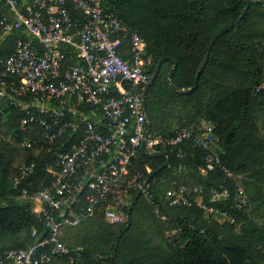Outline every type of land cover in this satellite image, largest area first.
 <instances>
[{"label":"trees","instance_id":"obj_1","mask_svg":"<svg viewBox=\"0 0 264 264\" xmlns=\"http://www.w3.org/2000/svg\"><path fill=\"white\" fill-rule=\"evenodd\" d=\"M247 3V0H115L112 9L145 40V58L150 59L146 70L151 76L164 58L157 78L147 89L150 133L172 134L202 119L210 120L219 137L223 164L236 174L249 196L248 209L239 210L231 199H213V188L231 186V182L225 180V174L218 168L206 174L201 172V168L205 167L203 152L195 150L188 143L186 157L179 159L176 151L168 147L165 150L171 153L172 164L151 178L153 202L150 205L146 201L150 218L141 217L142 227H139L137 212L140 205L142 207L140 199L144 193L133 208L132 223L126 231L127 214L119 224L108 223L102 213H97L77 226H66L61 237L68 244L70 254L58 257L51 263L96 262L98 257L90 246L71 242L69 238L80 233L82 239L90 232V227L101 225L102 234L114 240L109 254L121 235L113 264H264V250L255 236L233 234L227 230L233 228L235 222L227 219L219 224L206 216L205 210L197 204L171 205L166 199L170 183L203 185V201L209 207L227 211L236 221L245 219L252 206L256 215L264 217V171L256 182L244 177L255 160L251 153L264 150V144L257 143L254 128L249 125L256 103L264 111V89L257 90L264 83V0L251 1L245 17L234 25ZM7 12L8 8L0 2V14ZM25 37L21 30L13 31L4 40L1 55L12 53L17 40ZM211 44L208 62L201 71L198 86L186 92L173 89L168 75L175 61L178 66L172 82L178 88L190 89ZM120 53L124 58L129 56L125 49ZM218 75L229 81L230 85L217 79ZM174 96L184 103L176 108L183 109L181 113L173 112L176 110ZM25 114L21 109L7 106L0 113V134L16 137L13 142L0 144V264H5L4 253L7 250L27 247L37 241V237L32 236L34 229L37 236L44 230V224L35 212V202L30 196H24V189L28 187L32 195L40 188L47 174V165H52L53 158L39 126L36 125L33 131L29 127H21ZM172 114L179 126L161 130L159 120L164 121ZM25 135L38 139L43 146H24L20 137ZM163 151L160 147L155 152ZM166 160L165 156H150L140 150L133 161L130 177L140 172L148 177ZM30 162L37 164L36 173L22 178L20 168ZM180 165L185 168L180 170ZM148 167L151 169L148 170ZM18 177H21L20 184H16ZM161 179H165V182L161 183ZM30 182L33 185L29 186ZM138 190H130V202ZM256 200L259 201L258 205ZM153 206L166 218L163 241L171 252L158 258L150 257L148 250L140 248L123 253V247L128 242L138 243V246L150 243L158 247L152 236L155 235L154 231L158 232V219ZM247 226L254 227L250 223ZM138 227L142 228L141 231H137ZM109 261L110 256L106 258V264Z\"/></svg>","mask_w":264,"mask_h":264},{"label":"built area","instance_id":"obj_2","mask_svg":"<svg viewBox=\"0 0 264 264\" xmlns=\"http://www.w3.org/2000/svg\"><path fill=\"white\" fill-rule=\"evenodd\" d=\"M114 1L0 0L8 8L0 14V113L5 106L25 111L21 127L33 131L39 126L53 158L40 188L32 195L24 189V196L35 202L44 230L40 236L33 230V244L7 250L5 264H49L70 254L63 229L97 213L108 223H121L131 203L130 190L140 189L148 178L143 172L130 177L144 140L146 152L172 147L179 159L186 157L190 143L204 154L205 174L218 168L231 182L213 188V199H231L241 211L249 207L243 184L222 162L210 120L172 134L150 133L143 95L152 78L146 70V42L112 9ZM15 30L26 37L17 40L12 53L1 55L4 40ZM122 49L129 52L127 58ZM20 139L28 148L43 146L26 135ZM15 140L0 134V144ZM36 166L23 164L21 177L33 176ZM152 185L150 180L143 190L150 199ZM203 192V185L173 182L166 199L171 205L197 204L206 214L234 219L227 211L209 207Z\"/></svg>","mask_w":264,"mask_h":264},{"label":"rangeland","instance_id":"obj_3","mask_svg":"<svg viewBox=\"0 0 264 264\" xmlns=\"http://www.w3.org/2000/svg\"><path fill=\"white\" fill-rule=\"evenodd\" d=\"M251 1H261V0H251ZM217 79L223 80L228 85H230L229 81L224 80L219 75H218ZM177 91H179V90H177ZM173 99L175 101V105H174L175 109L179 108V106H182L184 104L183 101L180 98H178L177 96H174ZM173 112H176V114L181 113V112H183V109H176ZM3 118L5 119V115ZM249 125H251L254 128L253 132L256 136V139L258 138L257 143L258 144L259 143L264 144V111H263L262 106L259 103H256L253 107ZM175 126H179V125L176 124L175 116L173 114L171 117L165 118L164 121L159 120L158 127L161 130L173 129V128H175ZM217 148L219 150L220 146L219 147L217 146ZM251 155L254 156L255 160H254L252 166L247 171L248 173L244 174V177L247 180H250V181L252 180V181L256 182V178L261 177L260 175L264 171V150L262 152L256 150L255 152L251 153ZM150 169L151 168L148 167V170H150ZM201 172L205 174L204 170H201ZM145 196H146L145 194H142L141 199H140V203H142V207L140 205V207L138 208V212H137L139 227H142L141 223H140L141 217L144 216L145 219L150 218V214H149L150 210H149V205L147 204V202H150V205H151V202H153V200L150 199L149 197L146 198ZM18 199L23 201L22 198L18 197ZM255 203L258 205L259 201L256 200ZM153 207H154L153 208L154 215H156V217L158 219L157 220L158 224L156 225V230L158 232L154 231L153 233L155 235H152V236L154 238V241L157 243L158 247H156L155 245H152L150 243H148V245L142 244L141 246H138V243L128 242L123 247V253H126L127 251H135V250H138V248H140L143 250H148L151 253V255H149L150 257L158 258V257H161L165 253L171 252V249L168 246V244L163 241V228H164V222H165L166 218H165V216H162L159 213L157 207H155V206H153ZM253 210L254 209L252 206L245 219L243 218L239 221H236V218H234L233 220H231L232 222H235V225L233 228H230L227 230L233 234L255 236L256 239L258 240V242L260 243V247L263 248V250H264V240H263V237H264V230H263L264 217L260 216V215H256V213H254ZM206 216H209V217L217 220V222L219 224L224 223L228 219V218H225L224 216H222L218 213L206 214ZM249 223L252 224L254 227L249 228L247 226V224H249ZM126 226H127V223H126ZM139 227L137 228V231H141L142 228H139ZM94 228H96V229H94ZM101 228H103L101 225L94 226L93 228L90 227L88 229V230H90V232L85 237H83L82 239H80V235H79L80 233H77L74 236H70L69 240L71 242L74 241L75 243H77L79 245L90 246L95 251V254L98 257V260L94 263L83 261L80 264H106V258L111 256V253L109 254V251L111 250V244L114 242V240L112 237L102 234L103 229H101ZM158 233H159V235H158ZM141 234H143V233H140V235ZM51 264H68V263L63 262V261H58V262L56 261V262L51 263Z\"/></svg>","mask_w":264,"mask_h":264},{"label":"water","instance_id":"obj_4","mask_svg":"<svg viewBox=\"0 0 264 264\" xmlns=\"http://www.w3.org/2000/svg\"><path fill=\"white\" fill-rule=\"evenodd\" d=\"M247 2H248V3H247L246 8L244 9V12L241 14V16L239 17V19L237 20V22H236L234 25L239 24V23L241 22V20L245 17V15H246V13H247V11H248V9H249V6H250V4H251V0H247ZM213 42H214V41H213ZM213 42H212V43H213ZM211 47H212V44H211V45L209 46V48H208V52H207V54H206V57H205V59H204V62H203V64L201 65V67L199 68L198 73H197V75H196L194 85H193V87H191L190 89H181V88H178V87H177L176 85H174V83L172 82V76H173L174 70H175L176 67L178 66V62L175 61V64H174V66L170 69V72H169V75H168V80L170 81L171 86H172L173 89H175V90H179V91H181V92H186V91H192V90H194V89L198 86L199 77H200L201 71L203 70L204 66H205V65L207 64V62H208L209 52H210V50H211ZM163 60H164V58H162V59L159 61V63H158V65H157L156 69H155V72H154V74H153V76H152L150 82L148 83V85L146 86V88H145V90H144L143 95H144V105H145V108H147V89H148V87H149V86L155 81V79L157 78V76H158V74H159V71H160V68H161V66H162ZM147 135H148V134L146 133V137H147ZM142 150H143L145 153H147L148 155H150V156H165V157H167V160H166V162H164V164H162L157 170H155L154 172H152V173L148 176L147 181L145 182L144 186H142V187L138 190L136 196H135L134 199L131 201L130 206H129V209H128V213H127V226L125 227V231L128 230V228L131 226V223H132L131 213H132L133 208H134L135 204L137 203V201H138L140 195L143 193V190H144L145 185L151 180V178H152L156 173H158V172H160L161 170H163V169H164L166 166H168V164L172 161V155H171V153H170L169 151L154 152V153L146 152V151H145V140H144L143 143H142ZM120 237H121V235L117 238V240H116V242H115L114 248H113L112 253H111V256H110L109 264H113V260H114V257H115V254H116V251H117V249H118L119 242H120Z\"/></svg>","mask_w":264,"mask_h":264}]
</instances>
